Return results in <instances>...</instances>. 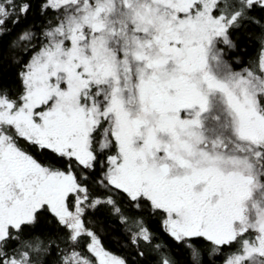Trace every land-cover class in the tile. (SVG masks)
Returning <instances> with one entry per match:
<instances>
[{
  "label": "snow or ice",
  "instance_id": "6c2138e0",
  "mask_svg": "<svg viewBox=\"0 0 264 264\" xmlns=\"http://www.w3.org/2000/svg\"><path fill=\"white\" fill-rule=\"evenodd\" d=\"M0 264H264V0H0Z\"/></svg>",
  "mask_w": 264,
  "mask_h": 264
}]
</instances>
